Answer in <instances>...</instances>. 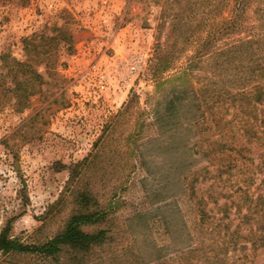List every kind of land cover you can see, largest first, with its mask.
I'll use <instances>...</instances> for the list:
<instances>
[{
    "label": "rangeland",
    "instance_id": "1",
    "mask_svg": "<svg viewBox=\"0 0 264 264\" xmlns=\"http://www.w3.org/2000/svg\"><path fill=\"white\" fill-rule=\"evenodd\" d=\"M163 52L170 64L156 74ZM257 84L264 92V0H0V230L43 241L84 192L104 214L84 228L107 230L87 264H154L164 253L195 264L172 252L166 221L178 209L196 235L203 210L205 244L246 245L228 264H264L242 219L264 193Z\"/></svg>",
    "mask_w": 264,
    "mask_h": 264
},
{
    "label": "trees",
    "instance_id": "2",
    "mask_svg": "<svg viewBox=\"0 0 264 264\" xmlns=\"http://www.w3.org/2000/svg\"><path fill=\"white\" fill-rule=\"evenodd\" d=\"M250 0H236L237 5L244 7ZM61 40L70 43L71 35L67 30H61ZM41 38L49 39L44 33ZM52 39V37H50ZM254 39H246L241 41L240 45L251 46ZM23 45L27 49L33 45L31 37L23 38ZM71 48V45H68ZM167 53H161L155 57L152 67L157 74L164 71L170 64ZM187 75L186 72H183ZM36 79L41 76L36 74ZM255 93L252 95L253 103L261 104L263 102L264 92L260 85L253 86ZM239 98L247 97L244 91H238L236 94ZM235 98V97H234ZM237 98V97H236ZM249 99V98H248ZM234 100V99H233ZM182 112V110H181ZM186 114V111H185ZM186 119V115H184ZM193 126V125H192ZM188 128V125L187 127ZM185 128V129H186ZM193 155L198 157V153L193 151ZM205 155V154H204ZM197 160L196 162H198ZM198 165V164H197ZM264 183V181L262 182ZM178 187L182 188L183 180L180 178ZM249 186V185H247ZM246 193V190L244 191ZM246 196L247 193H246ZM249 198V196L247 197ZM90 196L87 193H79L75 198L77 210L73 211L66 219L63 227L51 237L39 242H24L19 237L11 236L8 227L0 230V256L8 255H25L38 258L42 264H87L89 255L95 247L101 246L107 238L106 229L86 230L84 227L97 225L104 219L103 212L90 209ZM251 204H247V212L242 215V219L247 223L249 229L246 231L245 238L249 242L251 248L264 250V193H259L254 199L250 198ZM229 208L225 207L224 212ZM178 217L173 226H169L166 221V232L169 233L172 244H174L175 254L178 256H186L188 260L200 262L198 264H228L227 254L229 250H237V248H246V245H237L236 238L230 236L225 239L222 236L220 242L205 244L200 237L204 230L202 227V219L205 213L200 209V221L197 230L198 235L194 234L183 220L181 211L177 210ZM226 215V213H224ZM224 215V216H225ZM238 232V231H236ZM235 232V233H236ZM65 256V258H63ZM167 253L155 257L149 262L154 264H171L168 261ZM63 258V259H62ZM0 264H7L1 259ZM182 264V263H179Z\"/></svg>",
    "mask_w": 264,
    "mask_h": 264
},
{
    "label": "built area",
    "instance_id": "3",
    "mask_svg": "<svg viewBox=\"0 0 264 264\" xmlns=\"http://www.w3.org/2000/svg\"><path fill=\"white\" fill-rule=\"evenodd\" d=\"M132 69H134L135 67L134 66H131Z\"/></svg>",
    "mask_w": 264,
    "mask_h": 264
}]
</instances>
